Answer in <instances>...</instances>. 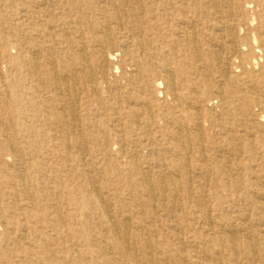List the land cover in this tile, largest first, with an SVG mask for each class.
I'll use <instances>...</instances> for the list:
<instances>
[{
    "label": "bare ground",
    "instance_id": "bare-ground-1",
    "mask_svg": "<svg viewBox=\"0 0 264 264\" xmlns=\"http://www.w3.org/2000/svg\"><path fill=\"white\" fill-rule=\"evenodd\" d=\"M249 8L264 0H0V264H264V168L236 161L264 157V17L248 37ZM111 171L137 179L112 189ZM195 171L223 179L178 182Z\"/></svg>",
    "mask_w": 264,
    "mask_h": 264
},
{
    "label": "rangeland",
    "instance_id": "rangeland-1",
    "mask_svg": "<svg viewBox=\"0 0 264 264\" xmlns=\"http://www.w3.org/2000/svg\"><path fill=\"white\" fill-rule=\"evenodd\" d=\"M250 9L251 8H249L248 12L246 13L245 21L247 23L248 22L251 23L252 19L254 21H253V25L252 26L247 24L248 25L247 27L249 29L248 37H251V35H252V31H250V28H254L259 23L260 17H264V15L262 14V12L259 9H257L254 14L250 11ZM6 20H8V21L5 22ZM1 21L3 23H5V25H8L11 22L9 12L4 13L3 11L0 10V22ZM3 35H6L8 37V39H9V41H10L11 36L8 33H3V32L0 33V37H2ZM239 37H243L242 31H240V27H239ZM249 41L251 42V39H249ZM0 50L1 51L5 50L8 54L12 53L11 52V45H8V46H5V47L0 45ZM121 55H122V53L118 52V54L114 56V60L113 61L115 62L116 65H120L122 63V56ZM259 55L261 56V54H259ZM7 66H8L7 57L1 55V60H0V72H1V74H3L7 70V68H8ZM258 68H259V66H258ZM235 69L236 68L234 67V65H232V68L230 70V74L239 75V79H240L239 80V87H242V85H243L242 83L246 82L245 74L243 73V70L239 71V73H238V72L235 71ZM240 69L241 68L239 67V70ZM255 71L258 72V69L255 68ZM7 74L8 73H6V75ZM119 74L120 73H118L117 75H119ZM228 80L229 79H225V82L229 83ZM0 83H1V81H0ZM0 85H2V84H0ZM211 103L216 109H219V99L218 98H213ZM5 111H6V109L3 110V111L0 110V114L3 113L4 115H6ZM258 112H259V108L258 107H254L253 108V113L255 114V113H258ZM163 134L164 133H162V132L161 133H157V135H160V136L163 135ZM189 134L192 137L191 140H193L196 137L195 132L193 131L192 128H189ZM262 136H263V142L261 143V145H262V148L264 149V133H262ZM162 139H164L163 136H162ZM166 139H169V138L167 137ZM195 139H197V138H195ZM218 140H219L218 145H223L224 148H227V143L229 142V140H227V139H218ZM243 142H244V139H240L239 140L240 144H242ZM193 146H194V149L196 150L197 149L196 144H194ZM159 147L161 149H165V150L167 149V147L165 145H162V144ZM258 148H260L259 145H258ZM80 152H82L80 150V148L77 147V150L73 148V156L74 155L78 156ZM194 153H195V151H194ZM210 153L211 152H208L207 153L208 155H206V156L211 157ZM97 157L95 156L93 158L97 159ZM122 160H124V159H122ZM148 160L150 161L151 159L146 158L145 161H148ZM164 160H165V162L170 163V159L169 158L168 159H164ZM187 160L193 162L192 155H189L187 157ZM26 161H27V159H26ZM236 161H239V164H246V163L250 164L253 167V170H256V171L259 170V169L264 168V157H259L257 154L250 153V152H248L246 150H244L243 152H241L239 154L238 160H236ZM5 163H7V164L11 163L10 159H6ZM210 163H211V161L208 159V161L206 162V165L209 166ZM84 168H87V165H83V164H78L77 163V172L81 171ZM246 172L248 173V172H251V171L248 170ZM92 173L94 174V172H92ZM95 176H96V174H95ZM247 176H249L251 178V183L253 185H258L257 179H256L255 176H252L251 174L247 175ZM100 177H101L100 181L107 182V184L112 189L129 188L130 186H132L134 184L135 180L137 179L136 175L132 177L128 173L122 172V171H111L109 174L106 173V174L101 175ZM206 178H207V180H206ZM222 179H223L222 175L219 174L218 172H215V171L209 173L208 176L200 175V174L196 173V171H195L192 175L190 174V176L182 177V179H178L179 180L178 182L180 184L182 183L185 186H186V184L191 183V186L194 189H197V190H200L201 186L204 183L205 188H207L210 192H212V191L215 190L216 186L222 181ZM228 180H231V179H228ZM78 182L82 183L83 182V178H79ZM241 182L242 181L239 180V204H240L239 208H244L246 211L247 210L250 211L252 209L251 203L249 201H247V200H244V201L241 200V198H242L241 195L243 193V191H241V190H243L245 188V185L243 184V182L242 183ZM83 183H84V185H86V187H91L92 186V183H89V182H83ZM67 185L69 186V183H67ZM252 187H253L252 185L247 186V190L252 189ZM51 202H53V201H51ZM213 208H215V209L218 208L217 202H213ZM184 219L187 220V221H190L191 217H187L186 216V217H184ZM195 225L198 226L199 224H195ZM240 225H241V222L239 223V228L242 227V225H241V227H240ZM3 229H4V224H3L2 216L0 214V231H2ZM241 232L243 233V231H241Z\"/></svg>",
    "mask_w": 264,
    "mask_h": 264
}]
</instances>
